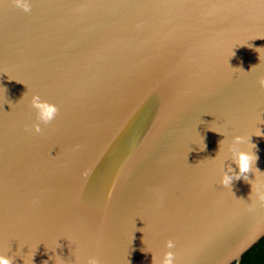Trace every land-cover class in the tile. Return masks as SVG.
Instances as JSON below:
<instances>
[{"label": "water", "instance_id": "1", "mask_svg": "<svg viewBox=\"0 0 264 264\" xmlns=\"http://www.w3.org/2000/svg\"><path fill=\"white\" fill-rule=\"evenodd\" d=\"M28 2L0 3V256L241 264L264 239V0Z\"/></svg>", "mask_w": 264, "mask_h": 264}, {"label": "clouds", "instance_id": "2", "mask_svg": "<svg viewBox=\"0 0 264 264\" xmlns=\"http://www.w3.org/2000/svg\"><path fill=\"white\" fill-rule=\"evenodd\" d=\"M4 2L5 0H0V3H4ZM10 3L15 8L21 9L24 13H29L31 11V5L28 2V0H10ZM258 83L262 88H264V77L259 78ZM32 106L37 110L39 120L43 121L44 123L51 122L53 119H55L56 114L58 112V109L54 105H50L46 102H40L39 97H33ZM35 131L36 132L40 131L38 125L35 126ZM240 139L241 138L237 137L238 142L240 141ZM249 143H251V140H249ZM251 146L252 148H255L254 144ZM257 159L258 157L255 155V153L241 152L239 154L237 161L239 172L235 175V179L243 178L247 182L248 180L247 174L250 171H252ZM256 172L259 173V170L257 169ZM232 179L233 177L225 176L223 180V184L225 186H229L231 184ZM260 200L264 202V196H261ZM167 246L170 249H172L175 247V244L172 240H170ZM173 260H174L173 252H168L166 254L164 264H173ZM0 264H11V261L0 256ZM89 264H98V262L96 260H91Z\"/></svg>", "mask_w": 264, "mask_h": 264}, {"label": "trees", "instance_id": "3", "mask_svg": "<svg viewBox=\"0 0 264 264\" xmlns=\"http://www.w3.org/2000/svg\"><path fill=\"white\" fill-rule=\"evenodd\" d=\"M241 264H264V239L244 256Z\"/></svg>", "mask_w": 264, "mask_h": 264}]
</instances>
